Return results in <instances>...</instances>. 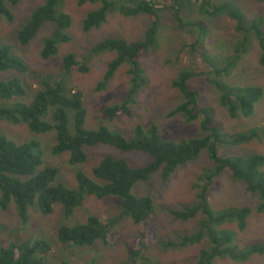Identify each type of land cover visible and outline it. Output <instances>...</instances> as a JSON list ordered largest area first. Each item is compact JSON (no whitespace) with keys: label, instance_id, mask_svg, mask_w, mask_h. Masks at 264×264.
<instances>
[{"label":"rangeland","instance_id":"obj_1","mask_svg":"<svg viewBox=\"0 0 264 264\" xmlns=\"http://www.w3.org/2000/svg\"><path fill=\"white\" fill-rule=\"evenodd\" d=\"M155 1L158 3L157 7L161 8L173 4V0ZM227 1L237 5L247 21L260 19L264 23V0H198L193 5L180 2L179 17L184 28L177 26L169 10H159L160 28L156 45L138 57L144 83L132 94L131 80L127 73L128 63L121 65L104 82L108 64L116 54L95 52L94 49L106 39H121L128 44L142 41L150 24L145 15H122L118 4L114 2L106 20L99 27L85 31L84 20L100 4L78 5V0H63L57 10L71 19L70 27L62 33L67 41L56 45L55 54L42 58L44 43L52 37L55 26L53 23H45L29 43L22 44L18 40L19 31L46 2L22 0L16 5L8 6L12 15L10 20L0 18V46L10 49L22 61L25 70L21 73L14 70L0 72V81L19 79L25 96L13 100L30 104L42 88L43 75H48L53 80L63 79L66 90L73 89L82 94L85 130L95 131L106 127L130 140L136 126L144 131L154 127L163 141L178 144L207 135L201 129L203 117L187 121L181 114H173L183 102V97L172 84L180 73L187 71L193 74L187 81V87L198 94V103L212 115L213 123L221 134H236L264 125V66L259 64L261 51L253 35L248 38V51L240 54L241 58L228 79L233 85L262 89L263 95L253 113L248 117L239 114L236 118H230L221 103V93L210 83L228 82L225 73L215 71L225 69V61L232 58L234 49L238 47L237 42L243 36L234 31V22L225 14L214 17L206 14L197 16L193 10L200 4L209 12ZM201 23L206 34L201 33L198 27ZM68 55L83 59L88 71L80 73L75 70L64 76L61 73L62 63ZM121 105L127 107V113L112 119L104 114L105 109ZM67 114L68 131L72 134L73 114L69 110ZM47 120L52 123L49 116ZM0 136H6L16 143H36V152L40 153L41 158L39 169L55 168L57 175L53 183L71 191L77 189L78 173L98 182L92 177V170L105 157L124 160L133 168L147 166L152 161V157L142 151H122L112 145L96 144L83 148L86 155L84 163L70 165L66 154H52L51 149L56 142L54 130L34 133L24 122H0ZM217 155L221 158L264 156V138L239 145L221 143L217 147ZM214 171L215 165L209 158V152L203 149L197 158L177 166L166 180L161 178L162 169H159L149 180L135 183L131 195L135 198H147L152 204L154 219L146 227L135 224L122 215L121 199L117 196H86L80 207L75 209L74 215L68 217L59 202L53 205L49 215H42L36 205H33L27 209L26 221H21L15 203L11 202L6 209L0 207V247L3 243H31L41 239L50 246L46 264H62L69 259L87 264H196L200 252L210 249V233L221 237L225 230L234 232V244L243 251L252 244L264 243V212L258 211V194L248 191L243 182L232 179L224 172L214 176L210 184L205 186L207 206L214 216L225 212V209L249 208L250 215L243 231H238L235 222L203 226L202 221H207L208 217L202 212H197L189 219L174 216L175 213H184L199 203L198 195L204 188V178ZM261 171L264 174V167ZM87 215H94L103 225L110 227V245H104L101 240H96L91 246L79 248L61 244L57 237L58 229L61 226L81 224ZM144 230L153 236V240L148 243L137 242ZM185 238L191 240L184 243ZM132 251L136 253L131 255ZM212 264H264V254L250 255L244 261L217 257Z\"/></svg>","mask_w":264,"mask_h":264},{"label":"trees","instance_id":"obj_2","mask_svg":"<svg viewBox=\"0 0 264 264\" xmlns=\"http://www.w3.org/2000/svg\"><path fill=\"white\" fill-rule=\"evenodd\" d=\"M21 1L0 0V18L10 20L12 15L8 6L16 5ZM62 1L46 0L45 4L32 14L29 22L18 33V40L22 44H27L45 23L54 24L55 29L52 37L45 41L41 51L42 58H48L55 54L56 45L67 41V37L62 33L70 27L71 19L65 13L57 10ZM254 1L261 2L262 0ZM114 2L118 4L119 12L122 15L143 14L150 23L142 41L128 44L121 39H106L94 49L95 52H114L116 54L108 64L104 82L110 79L121 65L128 63L127 73L131 80L130 92L133 94L144 83L138 57L156 45L160 28L159 10H169L177 26L184 28L179 17L180 2L193 5L197 4L198 0H173V4L163 8L157 7L158 3L155 0H78V5L100 4V7L89 13L84 20V30L89 31L94 27H99L106 20V15L111 11ZM193 11L197 16L206 14L214 17L225 14L234 22V31L243 36L237 42L238 47L234 49L232 58L225 61V69L215 72H223L225 79H229L241 58L240 54H245L248 51L247 42L251 35L256 38L261 51L259 64L264 66V23L262 20L247 21L237 5L231 1L225 2L209 12L199 4ZM193 22L196 23V21ZM198 27L201 33L206 34L202 23ZM84 63L83 59L68 55L63 59L61 73L64 76L70 75L75 70L86 73L88 68ZM8 70L21 73L24 72L25 66L10 49L0 46V72ZM192 76V73L185 71L180 73L173 82V87L183 97V102L174 110L173 114H181L187 121L203 117L201 129L207 135L201 139H192L178 144L163 141L154 127L144 131L140 126H136L134 136L130 140L106 127H100L95 131L85 130L83 128L85 110L82 104V94L73 89L66 90L63 87V79L53 80L52 77L43 75L42 88L36 93L30 104L13 100L25 96V90L19 79L0 81V122L12 124L24 122L34 133H46L54 130L56 142L51 149L52 154L56 156L66 154L70 165L84 163L86 155L83 148L96 144L112 145L122 151H142L152 157V161L141 168H133L124 160L105 157L92 170V177L98 182L78 173L76 176L77 189L71 191L62 185L53 183L57 175L55 168L39 169L41 158L40 153L36 152V148H38L36 143H16L6 136H0V207L6 209L11 202H14L21 221H26L27 209L33 205H36L42 215H49L52 213L53 205L59 202L63 205L65 215L68 217L74 215L75 209L80 207L86 196L97 198L117 196L121 199L122 215L133 223L146 227L154 219L152 204L147 198H135L131 195L134 184L149 180L150 176L159 169H162L161 178L166 180L177 166L197 158L203 149H207L209 158L215 165V171L204 178V188L198 195L199 203L184 213H175L174 216L189 219L194 217L197 212H202L208 217L207 221H205L206 219L202 221L203 226L235 222L238 231H243L250 215L249 208L225 209V212L214 216L207 206L205 186L210 184L214 176L224 172L232 179L243 182L248 191L257 193L260 200L258 211L264 212V174L261 171L264 167V156L221 158L217 155V147L221 143L239 145L264 138V125L236 134H221L219 128L213 123L212 115L198 103V94L187 87V81ZM210 83L221 93V103L227 109L230 118H236L239 114L244 117L250 116L263 95L260 87H241L230 84L231 80L222 84ZM67 110L73 114L74 130L72 134L68 131ZM127 112L125 105L104 110V114L110 119ZM48 116L52 123L48 122ZM109 229L107 224L103 225L94 215H87L81 224L61 226L58 229L57 237L61 244L73 245L76 248L91 246L96 240H101L104 245H110ZM139 236L137 242L148 243L153 240V236L146 230ZM220 236L217 237L215 233H210V249L200 252L196 264H212L217 257L224 256L234 261H244L250 255L264 254V243L252 244L243 251L234 244L236 239L234 232L225 230ZM190 240L185 238L184 243ZM49 252L50 246L41 239L31 243H3L0 247V264H46V255ZM135 253L136 251H132L131 255ZM62 264L87 263L72 262L69 259Z\"/></svg>","mask_w":264,"mask_h":264}]
</instances>
